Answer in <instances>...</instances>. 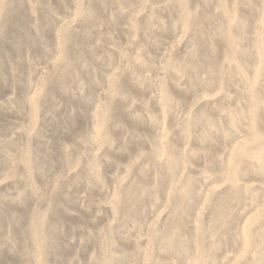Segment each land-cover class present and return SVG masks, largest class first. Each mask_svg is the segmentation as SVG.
<instances>
[{
	"label": "rangeland",
	"instance_id": "obj_1",
	"mask_svg": "<svg viewBox=\"0 0 264 264\" xmlns=\"http://www.w3.org/2000/svg\"><path fill=\"white\" fill-rule=\"evenodd\" d=\"M0 264H264V0H0Z\"/></svg>",
	"mask_w": 264,
	"mask_h": 264
}]
</instances>
